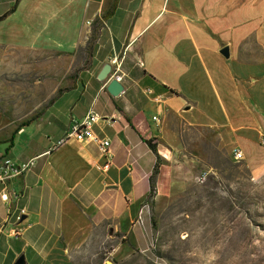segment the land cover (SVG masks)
I'll return each mask as SVG.
<instances>
[{
    "label": "crops",
    "instance_id": "1",
    "mask_svg": "<svg viewBox=\"0 0 264 264\" xmlns=\"http://www.w3.org/2000/svg\"><path fill=\"white\" fill-rule=\"evenodd\" d=\"M14 3L0 0V16ZM0 50L66 64L25 65L48 74L27 100L4 98L0 82L1 104L10 101L0 107V162L37 159L0 184V264L60 263L98 228L145 252L151 199L183 193L234 150L253 178L264 175V0H19L0 21ZM113 58L117 96L107 92L111 68L98 78ZM89 110L109 155L90 141L53 148Z\"/></svg>",
    "mask_w": 264,
    "mask_h": 264
},
{
    "label": "rangeland",
    "instance_id": "2",
    "mask_svg": "<svg viewBox=\"0 0 264 264\" xmlns=\"http://www.w3.org/2000/svg\"><path fill=\"white\" fill-rule=\"evenodd\" d=\"M44 63L66 65L60 58L0 50L4 98L31 96L34 83L48 79V74L25 65ZM49 74L59 78L60 72ZM38 91L37 96L44 94ZM17 100L19 110L26 113L28 101ZM7 102L9 98L0 107L6 108ZM194 174L183 193L149 201L155 225L145 252L120 247V239L109 238L106 229L98 228L56 264H264V175L253 178L231 154L209 172ZM203 174L206 178L199 182Z\"/></svg>",
    "mask_w": 264,
    "mask_h": 264
},
{
    "label": "built area",
    "instance_id": "3",
    "mask_svg": "<svg viewBox=\"0 0 264 264\" xmlns=\"http://www.w3.org/2000/svg\"><path fill=\"white\" fill-rule=\"evenodd\" d=\"M109 66L113 70L114 80L120 82L121 76L119 75L121 74V67H122L121 61L117 58H113L111 61H109ZM100 119L101 117L98 114H96L93 110H89L88 113L84 116V118L80 122H76L72 125L70 130L67 131L65 136L62 139H60L53 148L61 146L70 139L78 143L84 141H90L97 144L102 155L108 156L109 142L96 139L92 133L93 125H95ZM152 120L156 124L159 123V120L157 118H153ZM261 142L262 144H264L263 137ZM232 156L236 162H240L243 160L242 152L239 150H234ZM36 160L37 159L34 158L21 164L13 163L11 160H6L2 162L0 164V184H5L10 179L27 173L35 165ZM205 178H206V174H203L198 179V181L203 182Z\"/></svg>",
    "mask_w": 264,
    "mask_h": 264
},
{
    "label": "water",
    "instance_id": "4",
    "mask_svg": "<svg viewBox=\"0 0 264 264\" xmlns=\"http://www.w3.org/2000/svg\"><path fill=\"white\" fill-rule=\"evenodd\" d=\"M220 54L225 58V59H228L229 58V50L228 48H223L221 51H220ZM110 73V66L109 65H106L104 67V69L101 71L100 75H99V80H104L106 79V77L109 75ZM122 91V87L121 85L119 84L118 81L116 80H112L108 86H107V92L111 95V96H117L121 93Z\"/></svg>",
    "mask_w": 264,
    "mask_h": 264
},
{
    "label": "trees",
    "instance_id": "5",
    "mask_svg": "<svg viewBox=\"0 0 264 264\" xmlns=\"http://www.w3.org/2000/svg\"><path fill=\"white\" fill-rule=\"evenodd\" d=\"M18 1L19 0H15L14 6L9 9L7 14H9V13H11L13 11V9H14V7L17 4ZM7 14L0 16V21L3 20L6 17ZM147 144L150 147L151 151L154 154H156V148H155V145L152 143V141H148ZM6 160H8V159H6ZM6 160H3V162L6 161ZM0 164H1V162H0ZM158 168H159V164H158V161H157L155 166H154V169H153V175H152V177L150 179V193L148 195V199H151L154 196V187H155L154 179H155L156 174L158 173ZM151 222H152V227H154L155 222L153 221V219H151Z\"/></svg>",
    "mask_w": 264,
    "mask_h": 264
}]
</instances>
